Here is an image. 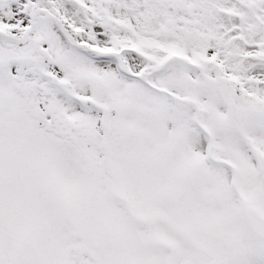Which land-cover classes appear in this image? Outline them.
<instances>
[{
    "label": "snow or ice",
    "instance_id": "1",
    "mask_svg": "<svg viewBox=\"0 0 264 264\" xmlns=\"http://www.w3.org/2000/svg\"><path fill=\"white\" fill-rule=\"evenodd\" d=\"M0 264H264V0H0Z\"/></svg>",
    "mask_w": 264,
    "mask_h": 264
}]
</instances>
